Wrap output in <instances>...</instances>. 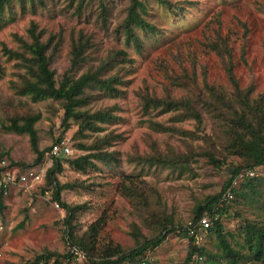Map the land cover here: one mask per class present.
Masks as SVG:
<instances>
[{"label":"rangeland","instance_id":"1","mask_svg":"<svg viewBox=\"0 0 264 264\" xmlns=\"http://www.w3.org/2000/svg\"><path fill=\"white\" fill-rule=\"evenodd\" d=\"M139 1L145 7L142 16L155 30L134 27L138 45L126 41L121 27L131 0H9L3 6L0 157L21 169L35 168L43 180L15 188L4 198L0 264L30 262L41 253L62 255L68 237L91 243L96 257L115 246L128 253L160 233L164 240L135 258H145L148 264H184L189 237L183 228L193 223L199 205L220 192L233 166L243 163L226 147L223 133L206 113L202 123L181 119L179 110L145 109L142 96L194 98L205 83L230 91L228 68L241 88L252 87V96L264 92V0ZM31 24L41 41H49L46 54L56 85L98 68L104 71L102 77L119 79L113 92L86 87L76 107L87 111L82 118L105 110L114 115L112 120H98L94 129L80 132L81 116L64 125L62 101L20 94L26 62L6 55L3 46L24 52L23 42L31 41ZM80 33L89 43L84 60L72 68L71 40ZM29 116H36L37 146L46 150L39 162L29 135L8 128L13 120L23 123ZM151 121L166 130H157L159 125ZM56 139H66L70 148L61 155L63 168L55 175L62 185L58 199L55 181L47 177L53 161L47 148ZM87 154L91 162L84 169L65 161ZM155 154L176 162L154 163ZM210 156L219 160L218 166ZM125 175H132L130 196L121 191L130 181ZM244 181L240 178L236 187ZM256 181V194L234 196L219 205L225 209L219 218L221 231L240 252L247 251L241 246L246 221L264 222V176ZM99 218L105 221L90 238V226ZM195 234L196 244L205 249L202 262L196 264H224L216 231L197 228Z\"/></svg>","mask_w":264,"mask_h":264},{"label":"trees","instance_id":"2","mask_svg":"<svg viewBox=\"0 0 264 264\" xmlns=\"http://www.w3.org/2000/svg\"><path fill=\"white\" fill-rule=\"evenodd\" d=\"M8 1L9 0H0V13L3 6L8 3ZM144 8V5L139 0H131L127 15L121 25L126 41H133L135 44L138 43L139 39L134 32V27H138L146 32L155 30L154 23L149 22L142 16V11L145 10ZM28 32L31 36V41L23 42L24 52L13 50L5 45L3 46V51L6 55L9 57L15 56L23 62H26V80L20 88V94L29 95L34 100L53 98L62 101L64 108V125L67 127L70 118L78 119L79 116H81L80 132L83 129H94L98 120H112V116L114 115L105 110H97L82 118L84 114H87V111L84 113V111L76 110V107L81 102V98L78 96L86 87L94 85L98 88H104L113 92L115 91L113 83L118 82L119 79L114 75L102 77L104 71L98 68L92 72L82 73L76 79L66 77L64 81L56 85L54 73L50 68L49 58L46 54L49 41H41L40 33H36L33 24L28 28ZM88 43V39L85 38L82 33H80L79 38H73L71 40L72 68L84 60L83 52L87 48ZM26 52H28V56ZM227 73L233 87L230 91L229 88L205 83L204 88L199 91L194 98L189 96L174 99L146 95L142 96L143 106L145 109L160 107L163 112L179 110L180 113L178 116L181 119L193 118L200 123L203 122V113H206L212 118L213 124L216 123V127L224 135L222 138L226 147L230 148L234 154L240 156L243 163L233 166L232 171L229 173V178L224 182L220 192L208 197L204 204L196 208L192 222L193 224H197V221L204 216L211 219L212 225L208 227V230H214L218 234L219 247L221 255L224 258V264H263L264 222L261 223L259 220L246 221L247 230L244 232V242L241 244L242 248L244 246L247 247V251L244 252H240L239 248H235L229 243L224 233L221 231V223L219 222V218L225 213L224 207L219 206L227 200L223 199L225 191L230 187L233 192V197L228 200H232L234 196H241L244 198L248 195L256 194L259 184L256 180L264 176H240V174H246L248 170L256 166L264 165V92L259 93L257 96H252L253 89L251 86L241 88L229 68ZM35 118L36 116L24 118L23 123L13 120L8 128L29 135L31 147L36 153L35 162H39L42 160L46 150L39 149L37 146V135L33 127ZM155 124L159 125V127H155L157 130H166L165 126L159 123ZM57 140L59 139H56V141ZM51 146L48 147L47 150H50ZM1 158L3 157H0V159ZM151 158L154 163L165 165L176 162L173 157H163L157 154L153 155ZM62 161L63 157L61 155L53 156L52 165L47 169V177L54 180L56 184L54 195L56 199L59 198L62 185H59L55 175L62 170ZM65 161L76 169H84L91 162L90 154L65 159ZM210 161L214 162L217 166L219 165V160L214 156H210ZM124 178L130 181H128L127 185L124 184L122 186L123 190L121 188V191L123 195L130 196V185L133 184L132 175H125ZM240 178H245V181L242 183L241 187H236L233 181L236 180L237 184ZM3 206V199L0 197V212ZM203 210H206L205 213L208 216L202 213ZM215 215H217V218H214ZM104 221L103 218H99L92 223L90 226V238L96 236ZM190 225L191 223H188L187 227L183 228L184 236L189 237V249L184 264H190V261H193L194 264L202 262L203 256L205 255V249L203 247H198L193 234L190 233L189 235ZM164 237V234L160 233L129 250L128 253L125 251L123 252L118 246L110 247L96 257L92 256L93 246L91 243L86 241L74 242L69 237L67 241L69 240L82 248L87 254L86 260L88 261L89 259L92 264H120L124 260L133 262V264L136 261L144 260L145 264H148L145 258L135 257L145 250L159 245L164 240ZM65 255L66 251L62 255H58L54 252L41 253L30 262L18 264H46V261L50 259H54V264H60V258Z\"/></svg>","mask_w":264,"mask_h":264},{"label":"built area","instance_id":"3","mask_svg":"<svg viewBox=\"0 0 264 264\" xmlns=\"http://www.w3.org/2000/svg\"><path fill=\"white\" fill-rule=\"evenodd\" d=\"M70 152L68 142L66 139H59L52 144L50 155L59 156ZM257 176L264 175V165H259L250 169L246 174H240V176ZM42 173H40L35 168H25L21 169L18 165H12L10 161L6 158L0 159V197L4 199L7 197L12 190L26 188L33 184H38L42 182ZM233 184L236 185V180L233 181ZM233 197V192L229 187L224 195L223 199H231ZM57 205V204H56ZM217 218V215L214 216ZM197 225V227H196ZM212 225L211 219L204 216L201 217L197 224L191 223L189 226V232L194 235L195 241L197 242L198 236L195 234L197 228L200 231H206L208 227ZM4 230V224L0 218V232ZM87 259L86 252L80 248L78 245L70 242H66V255L60 258V264H75L77 262H83ZM46 264H54V259L46 261ZM134 264H145L144 260L136 261ZM190 264H194L193 261H190Z\"/></svg>","mask_w":264,"mask_h":264},{"label":"crops","instance_id":"4","mask_svg":"<svg viewBox=\"0 0 264 264\" xmlns=\"http://www.w3.org/2000/svg\"><path fill=\"white\" fill-rule=\"evenodd\" d=\"M4 200V199H3Z\"/></svg>","mask_w":264,"mask_h":264}]
</instances>
